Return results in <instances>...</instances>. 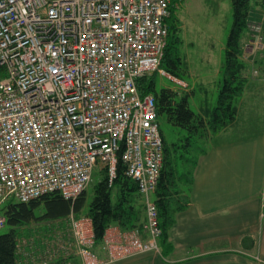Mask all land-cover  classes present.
I'll list each match as a JSON object with an SVG mask.
<instances>
[{"label":"built area","instance_id":"1","mask_svg":"<svg viewBox=\"0 0 264 264\" xmlns=\"http://www.w3.org/2000/svg\"><path fill=\"white\" fill-rule=\"evenodd\" d=\"M175 0H0V230L9 200L51 192L75 199L95 167L116 176L119 150L126 173L144 197L142 227L106 230L102 258L90 216L19 240L18 264H108L160 252L158 207L152 194L164 161L153 93L138 80L162 67ZM180 1V0H178ZM263 36L247 48L263 47ZM67 263H69L67 261Z\"/></svg>","mask_w":264,"mask_h":264},{"label":"trees","instance_id":"2","mask_svg":"<svg viewBox=\"0 0 264 264\" xmlns=\"http://www.w3.org/2000/svg\"><path fill=\"white\" fill-rule=\"evenodd\" d=\"M180 3L181 0L174 1L171 6V15L167 19L169 34L161 65L182 78L181 67L187 68V61L180 54L178 45L182 42L177 32L179 27L176 14ZM232 5L234 20L226 42L223 84L217 103L206 116L191 108L188 101L190 92L165 86L157 89L154 73L138 80L142 94L147 92L154 94L158 117L166 114L170 122L186 131L184 137L179 139L183 143L174 142L172 149L162 133L165 156L154 199L162 227L160 244L163 251H169L172 246L168 241V234L175 222L176 213L184 209L189 201L188 191L193 179V167L199 155L206 153L205 145L198 144V141L207 140L212 134L225 129L234 121L238 112L237 99L248 81L249 69L248 61L244 57V47L246 39L250 36L253 22L250 17L257 15L254 6L260 5L264 16V0H232ZM261 26L264 33V20ZM180 144L184 147L189 146L187 149L189 155L181 154L184 156L181 166L177 155ZM121 155L122 149L119 150L116 176L112 181H110L107 167L100 168L102 177L93 186V195L89 202H87V188L75 199L66 198L56 191L26 202L7 201L3 206V212L6 217L5 225H8L9 229L0 231V264H18L20 257L18 244L21 238L29 237L35 231H47L57 226H66L68 216L72 212L77 217L81 215L91 217L95 232L94 250L100 255L104 235L109 227L118 226L122 230L141 227L146 218L143 195L137 181L127 175V166ZM187 165H190L188 169H186ZM78 260L77 257L72 256L61 257L56 264H79Z\"/></svg>","mask_w":264,"mask_h":264},{"label":"crops","instance_id":"3","mask_svg":"<svg viewBox=\"0 0 264 264\" xmlns=\"http://www.w3.org/2000/svg\"><path fill=\"white\" fill-rule=\"evenodd\" d=\"M186 81L183 89L194 94V85ZM243 93L237 115L244 107ZM214 106H198L196 112L206 116ZM237 122L235 118L205 140L206 153L193 167L187 206L176 213L169 229L170 250L163 251L159 239L160 252H141L108 264H264V133L227 138ZM100 253L108 256L103 248Z\"/></svg>","mask_w":264,"mask_h":264},{"label":"rangeland","instance_id":"4","mask_svg":"<svg viewBox=\"0 0 264 264\" xmlns=\"http://www.w3.org/2000/svg\"><path fill=\"white\" fill-rule=\"evenodd\" d=\"M254 7L257 15L250 17L253 22L250 36L246 41L248 42L250 38L258 34L262 35L263 49L259 48L253 52L251 48L244 47V57L248 61L249 69L248 82L243 90L244 107L239 115H236L238 122L233 128L228 129L227 138L248 137L264 133V33L261 26L264 16L260 5ZM176 14L179 27L177 32L182 38V42L178 44L179 52L187 61V68L181 67L180 73L182 78L194 85V94H189L188 101L193 110L199 111L198 106L217 103L223 84L226 42L234 20L232 0H181ZM256 58L258 59L255 61ZM154 77L157 89L163 86L183 89L179 88L180 86L174 80L158 72L154 73ZM159 122L170 148L174 142L180 141L179 139L186 134L184 129L170 122L166 114L160 115ZM218 138L219 135L214 136V140ZM200 140L198 144L205 145V140L202 139L204 142ZM188 148L189 146L184 147L181 144L177 148L180 166L184 161V156L181 154H188ZM196 153H198L197 149ZM101 177L100 167L97 166L87 186V202L92 198L93 186ZM152 196L154 197V194ZM114 198L116 199L115 195ZM8 229V225H5L0 231Z\"/></svg>","mask_w":264,"mask_h":264}]
</instances>
